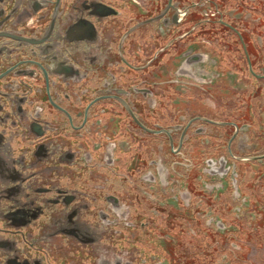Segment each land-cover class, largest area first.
<instances>
[{
  "label": "flooded vegetation",
  "instance_id": "flooded-vegetation-1",
  "mask_svg": "<svg viewBox=\"0 0 264 264\" xmlns=\"http://www.w3.org/2000/svg\"><path fill=\"white\" fill-rule=\"evenodd\" d=\"M0 264H264V0H0Z\"/></svg>",
  "mask_w": 264,
  "mask_h": 264
},
{
  "label": "rangeland",
  "instance_id": "rangeland-1",
  "mask_svg": "<svg viewBox=\"0 0 264 264\" xmlns=\"http://www.w3.org/2000/svg\"><path fill=\"white\" fill-rule=\"evenodd\" d=\"M253 252H251V254H252Z\"/></svg>",
  "mask_w": 264,
  "mask_h": 264
}]
</instances>
